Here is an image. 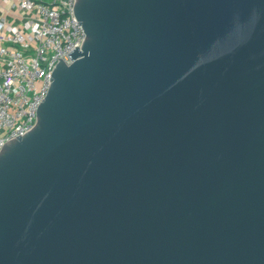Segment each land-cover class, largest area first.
<instances>
[{"label":"water","instance_id":"water-1","mask_svg":"<svg viewBox=\"0 0 264 264\" xmlns=\"http://www.w3.org/2000/svg\"><path fill=\"white\" fill-rule=\"evenodd\" d=\"M73 10L0 151V264H264V0Z\"/></svg>","mask_w":264,"mask_h":264},{"label":"built area","instance_id":"built-area-1","mask_svg":"<svg viewBox=\"0 0 264 264\" xmlns=\"http://www.w3.org/2000/svg\"><path fill=\"white\" fill-rule=\"evenodd\" d=\"M17 17L0 20V151L12 138L28 132L38 121L61 57L81 45L86 33L74 14L75 0H0ZM44 98V100H42Z\"/></svg>","mask_w":264,"mask_h":264},{"label":"crops","instance_id":"crops-1","mask_svg":"<svg viewBox=\"0 0 264 264\" xmlns=\"http://www.w3.org/2000/svg\"><path fill=\"white\" fill-rule=\"evenodd\" d=\"M2 6H3V3L0 2V20L4 16V17L8 18V21L10 23H16L17 22V17H15V16L11 15L10 13H8V11H6L4 9V7H2Z\"/></svg>","mask_w":264,"mask_h":264}]
</instances>
